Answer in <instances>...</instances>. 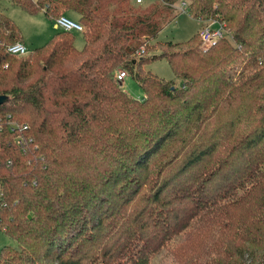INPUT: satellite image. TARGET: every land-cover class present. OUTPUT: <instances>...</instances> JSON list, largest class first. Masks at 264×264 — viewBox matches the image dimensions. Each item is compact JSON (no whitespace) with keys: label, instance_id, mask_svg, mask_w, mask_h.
<instances>
[{"label":"trees","instance_id":"obj_1","mask_svg":"<svg viewBox=\"0 0 264 264\" xmlns=\"http://www.w3.org/2000/svg\"><path fill=\"white\" fill-rule=\"evenodd\" d=\"M10 1L85 29L81 49L58 30L18 56L0 11V264H264V0H187L226 35L152 56L179 0ZM158 58L180 85L141 71Z\"/></svg>","mask_w":264,"mask_h":264},{"label":"rangeland","instance_id":"obj_2","mask_svg":"<svg viewBox=\"0 0 264 264\" xmlns=\"http://www.w3.org/2000/svg\"><path fill=\"white\" fill-rule=\"evenodd\" d=\"M157 1L158 0H143L141 4H136V2L134 3V0H130V3L135 6L146 7ZM180 1H185L188 4L187 0H179L174 4V12H177L175 17L158 32L155 38L148 42L149 47L146 54H149L150 56H152V54H159L161 52L159 43L169 41L173 43L188 41L200 31L203 23H207L208 20L201 22L199 19H195L188 12L184 11L181 8ZM0 11L4 12L5 15L13 20L19 27L21 34L24 37L23 42L28 51L43 45L56 31L60 30L55 26L54 20L48 19L43 11L29 14L19 6L13 4L10 0H0ZM67 15L74 20L78 19L74 14ZM208 22H210V20ZM82 26L85 29L84 25ZM72 34L75 37L74 46L77 49H81L84 44L82 32L75 30L72 31ZM142 49H144V47ZM142 53L144 54L145 52H140L139 54L142 55ZM140 67L141 71L145 74L150 72L158 78L163 80H173L176 85H180V79L175 77L166 58L151 60L147 64H141ZM125 72L127 75L121 81L122 89L131 97L142 99L145 95L143 89L132 75L127 71ZM4 245L14 246L15 242L0 230V248ZM152 264L176 263L171 254L168 251L163 250L155 257Z\"/></svg>","mask_w":264,"mask_h":264},{"label":"built area","instance_id":"obj_3","mask_svg":"<svg viewBox=\"0 0 264 264\" xmlns=\"http://www.w3.org/2000/svg\"><path fill=\"white\" fill-rule=\"evenodd\" d=\"M141 1L142 0H135L136 3H139ZM186 7H187L186 2L181 1V8L183 10H187ZM199 20L201 22H205V19L200 18ZM207 20L208 21L210 20V22L207 21V23H203V25L200 28V31L198 32L201 39V46L203 49L215 45L218 39L226 35L225 26L223 23L217 21L216 19H207ZM54 22H55V26L63 31H68V32H72L75 30L80 32L84 31L82 24H80L77 20H74L65 14H61L58 17H56L54 19ZM7 51L11 54H15L18 56L26 55L28 53V49L25 46V44L19 41L9 45L7 47ZM140 52H143V49L138 51V53ZM126 75L127 73L125 72V70H119L116 73V79L121 82ZM23 128H25V126H23ZM16 142L19 145L23 144L22 139H18ZM2 206H3V200L0 193V213ZM0 221H1V216H0Z\"/></svg>","mask_w":264,"mask_h":264},{"label":"crops","instance_id":"obj_4","mask_svg":"<svg viewBox=\"0 0 264 264\" xmlns=\"http://www.w3.org/2000/svg\"><path fill=\"white\" fill-rule=\"evenodd\" d=\"M143 2V0L141 1V2H139V3H136V4H141ZM134 3H135V0H134ZM148 6V5H147ZM67 14H74V15H76V17H78V14L76 13V12H68V13H66V15ZM68 16V15H67ZM54 26V25H53ZM54 28H55V26H54ZM83 36V35H82ZM24 38V37H23ZM24 43V42H23ZM126 77V76H125Z\"/></svg>","mask_w":264,"mask_h":264},{"label":"water","instance_id":"obj_5","mask_svg":"<svg viewBox=\"0 0 264 264\" xmlns=\"http://www.w3.org/2000/svg\"><path fill=\"white\" fill-rule=\"evenodd\" d=\"M0 100H1V97H0Z\"/></svg>","mask_w":264,"mask_h":264}]
</instances>
